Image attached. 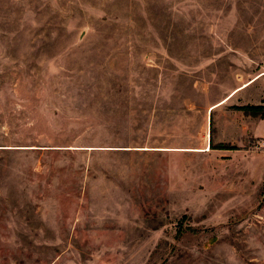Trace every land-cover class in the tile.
Instances as JSON below:
<instances>
[{"label":"rangeland","instance_id":"374dc122","mask_svg":"<svg viewBox=\"0 0 264 264\" xmlns=\"http://www.w3.org/2000/svg\"><path fill=\"white\" fill-rule=\"evenodd\" d=\"M0 264H264V0H0Z\"/></svg>","mask_w":264,"mask_h":264},{"label":"trees","instance_id":"16d2710c","mask_svg":"<svg viewBox=\"0 0 264 264\" xmlns=\"http://www.w3.org/2000/svg\"><path fill=\"white\" fill-rule=\"evenodd\" d=\"M252 107H254V106H252Z\"/></svg>","mask_w":264,"mask_h":264}]
</instances>
